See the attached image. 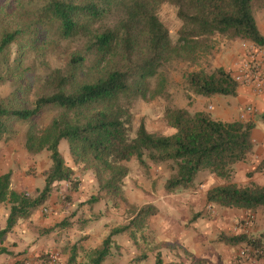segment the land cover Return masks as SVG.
Here are the masks:
<instances>
[{"label":"trees","instance_id":"obj_1","mask_svg":"<svg viewBox=\"0 0 264 264\" xmlns=\"http://www.w3.org/2000/svg\"><path fill=\"white\" fill-rule=\"evenodd\" d=\"M165 1L177 6L183 20L175 43L157 16V8ZM252 1L0 0V58L5 64L11 63L15 43L19 52L15 62L20 60L29 38H33L32 49L41 52L55 49L66 40L84 44L83 52L72 53L64 66L47 67L42 78L38 77L36 88L46 91L30 105L27 94L35 86L30 82L19 83L12 95L0 99V141L10 135L15 123H25L29 126L27 152L37 155L47 150L52 162L45 184L36 194L13 189L12 172L0 173V206L6 202L10 205L0 240L20 220L30 218L45 205L61 182L71 181L76 169L60 150L64 140L76 166L92 173L100 188L113 195L124 193V179L129 173L126 162L136 159L145 169L167 163V192L190 188L201 171H209L223 182L207 191L208 203L252 212L262 210L264 215V185L233 181L236 165L246 162L253 153V120L222 121L206 111L169 108L167 122L176 131L158 134L148 130L144 122L135 129L132 112L134 102L146 97L149 79L174 58H194L201 38L222 34L264 46ZM116 14L120 16L116 18ZM111 19L116 20L110 23ZM7 72L15 71L9 68ZM8 77L0 75V83ZM186 81L195 95L236 96L239 90L238 83L222 66L212 73L191 71ZM47 109L56 114L44 125L39 120ZM158 213L152 203L139 206L127 223L113 227L102 244L87 254V264H102L113 252V236L123 232L138 248L145 245L133 261H145L154 252L155 264H167L163 244L159 240L154 243L155 235L150 230V219ZM229 241L254 247L264 244L246 234ZM12 264L28 261L18 258Z\"/></svg>","mask_w":264,"mask_h":264},{"label":"rangeland","instance_id":"obj_2","mask_svg":"<svg viewBox=\"0 0 264 264\" xmlns=\"http://www.w3.org/2000/svg\"><path fill=\"white\" fill-rule=\"evenodd\" d=\"M252 6L258 27L264 34V0H253ZM156 11L159 19L169 30L171 42L175 43L180 37V31L183 28V20L178 16L177 6L165 1L159 5ZM119 16L116 14V18ZM115 20L111 19L109 22L112 23ZM236 39L242 42V48L244 43L248 42V40L216 34L199 40L201 43L195 52L194 58L191 59L182 55L181 57L166 62L161 67L159 74L149 79V91L146 97L139 98L134 102L132 112L135 129L138 128L141 122H144L148 130L158 134H168V130L172 127L167 122L168 109L189 105L193 102L194 93L188 87L186 75L191 71L201 69L207 73H212L218 67L216 66L219 64L218 58L222 57L225 49ZM32 46L33 38H29L27 46L22 49L24 55L21 56L18 62H15L16 55L19 54L17 43L12 46L13 55L10 64H5L0 58V75L9 76L8 78H10L0 83V99H5L12 95L18 88L19 83L26 84V82H30L32 85H35L38 77L39 79L42 78L47 67L55 68L64 66L70 59L72 53L83 52L84 44L82 42L78 43L66 40L57 48L42 51L43 53L32 49ZM9 68L15 72L8 74L7 71ZM42 91L45 92L46 89H37L35 85L30 93L27 94L29 99L27 105H30V102ZM154 91L155 94H153ZM219 96L228 99L233 98L232 96L226 95ZM191 111L194 112L195 110L191 108ZM55 114L56 111L47 109L39 121L46 125ZM28 128L29 126L25 123H15L10 135L8 134L5 139L0 141V173L11 171L13 189L26 190L31 194H36L37 189L44 186L45 178L51 168L52 162L50 153L47 150L37 155H31L27 152L25 140ZM60 150L65 160H71L75 164L67 141L64 140L61 142ZM253 164L255 165V169L262 168V170L253 172L252 169H249L245 172L247 179H238L237 184H256L253 176L256 172L264 171V160H260L259 163L255 161ZM126 165L129 167V173L124 179V193L120 196L113 195L108 190H102L95 176L96 184L94 185V189H89V191L85 188L81 192L80 181H73L64 189L58 186V189H55V192L51 196V198L53 196L56 197L53 205H57V207L52 208L53 205H51V207L49 206L47 208V211L44 210L42 212L40 218L43 219V223L37 221L39 226L43 225L39 230L34 229L37 225L24 226L30 239L24 243L26 246L25 249L19 250L20 252L18 254L27 255L33 251L36 254L38 251H41L34 258L26 256L28 258V264H51V255L53 252H57L59 258L61 257L59 264H87V254L93 249H86L84 247L87 245L89 237H98V240L101 238L102 241L106 237L103 228L108 227L112 230L117 225L127 223L139 207L137 203L136 205L130 203L127 187L131 188L132 191L135 190L132 187L138 188L136 190L137 197L144 198L148 196L146 194H148L150 189L157 193V189L164 185L165 180L170 175L167 163L153 165L150 169H145L138 164L136 159H132L126 162ZM76 172H82L79 166H76ZM210 175L221 179L209 171H201L194 185L200 187L209 179ZM75 184L78 185V189H75ZM93 197L109 200L108 204L111 208L103 206L101 209L95 210L92 202L89 201ZM75 198H79L81 201L73 204ZM9 211V203H3L0 206V231L3 229V218L8 216ZM259 212L263 213L262 210H259ZM181 216L185 218L187 212ZM152 222L150 219V230L155 235V243L159 240V234L156 228L158 222ZM250 222H252L251 219ZM58 224L62 225L56 227ZM51 227L56 228L50 232L44 231V229ZM22 232L25 233L23 229ZM7 238H9L8 234L0 240V264H11L14 261L12 258L17 255L16 251L13 250L19 244L18 240L15 239L13 241L12 238V241H7ZM140 240L142 241V239ZM94 242L92 240V243ZM143 246L145 245L143 244ZM143 246L138 248L133 244V247L126 248L125 254L128 256V259L139 256L142 253ZM3 248H6L7 251H1ZM162 253L164 256L165 251L162 250ZM154 258L155 253L153 252L144 261V264H155ZM108 261L106 260L105 263ZM142 263V261L137 262L132 260L129 262V264Z\"/></svg>","mask_w":264,"mask_h":264},{"label":"crops","instance_id":"obj_3","mask_svg":"<svg viewBox=\"0 0 264 264\" xmlns=\"http://www.w3.org/2000/svg\"><path fill=\"white\" fill-rule=\"evenodd\" d=\"M241 43L239 39L233 41L225 49V52L222 53V57L218 58L219 64L216 66H222L226 69L242 52ZM193 97L191 104L180 107H189L190 110L193 108L195 111H206L213 118L222 121L238 120L240 111L246 104H253L257 107V113L251 117V120L256 123L253 130V141L255 143L253 153L246 162H239L236 165V173L233 181L238 182V179L241 178L247 179L245 172L249 169H255L253 163L255 161L259 163L260 160H264V97H257L243 89H239L238 94L232 96V99L220 97L219 94L212 96L193 94ZM175 131L176 129L171 127L168 130V134H172ZM66 161L76 169V165L71 160ZM72 179L81 182V192L85 188L87 191L94 189V185L96 184L94 175L90 172H75ZM253 180L258 185H264V171L256 172ZM222 182V179L210 175L209 179L200 187L194 185L187 189L167 192L164 189V185H162L157 189V193L150 189V193L148 192L146 194L148 196L144 198L137 197L136 190L138 188L132 187L135 188L132 191L131 188L127 187L130 203L134 205L137 203V206L152 203L159 209V213L151 217V221H153L152 223L158 222L156 224L157 233L159 234V242L163 244L162 250L165 251L164 258L167 264H264V259L252 258V256L244 257L241 255L240 250L249 246L246 242L229 241V238L246 234L252 239H259L264 242L263 213L259 212V210L252 212L244 209L219 207L207 202V191ZM59 186L64 189L68 186V183L64 181ZM78 194L80 195V193ZM55 200L56 197L53 196L45 205L35 210L30 218L20 220L8 233L9 238H7V241H12L13 238V241L17 239L19 242L15 246V250H13L14 248L11 249L17 253L16 256H12L14 261L18 258L28 259L26 256L34 258L41 252L38 251L35 254V251H33L27 255L18 254L20 252L19 250L25 249L26 246L24 243L30 239L24 226L37 225L34 229L39 230L43 225L40 224L41 226H39L37 221L43 223V219L40 218L42 212L45 208L51 207ZM78 201L81 200L75 198L73 204H77ZM108 203L109 200L101 198L93 201L92 205L97 210L103 206L108 208ZM54 207H57V205L52 206V208ZM186 212L187 216L185 218L181 216ZM7 217L3 218V229L7 226ZM250 219L252 222H250ZM22 229L25 233L22 232ZM110 229L108 227L103 228L106 236L111 232ZM92 240L95 242L92 243ZM103 240L104 238L101 241V238L98 240V237H89L87 245L84 247L86 249L97 248L102 244ZM113 240L115 247L113 246L112 254L106 259L108 261L109 258V261L105 263V260L102 264H129L130 260L133 261L135 257L128 259V256L125 254L126 248L133 247L134 244L129 234L123 232L114 235ZM4 245L6 246L5 243ZM142 262L144 264V261Z\"/></svg>","mask_w":264,"mask_h":264},{"label":"built area","instance_id":"obj_4","mask_svg":"<svg viewBox=\"0 0 264 264\" xmlns=\"http://www.w3.org/2000/svg\"><path fill=\"white\" fill-rule=\"evenodd\" d=\"M229 75L238 83L239 89L250 92L257 97H264V46L255 42L244 43L242 52L226 68ZM257 113V107L246 104L240 111L239 119L251 120ZM75 179L65 181L70 185ZM45 211L47 208L44 209ZM242 256L264 259V244L258 247L246 246L240 250ZM59 254L53 252L51 264H59Z\"/></svg>","mask_w":264,"mask_h":264}]
</instances>
